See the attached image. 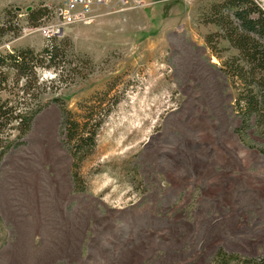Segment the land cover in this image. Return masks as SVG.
<instances>
[{
  "label": "rangeland",
  "instance_id": "1",
  "mask_svg": "<svg viewBox=\"0 0 264 264\" xmlns=\"http://www.w3.org/2000/svg\"><path fill=\"white\" fill-rule=\"evenodd\" d=\"M61 1L0 0V24L13 13L19 28L2 36L0 53H39V28ZM222 1L128 0L124 11L62 28L53 40L60 81L54 67L39 69L24 102L41 110L25 134L0 140V264L264 257V133H241L236 90L204 40L215 31L205 15ZM60 105L102 121L76 170Z\"/></svg>",
  "mask_w": 264,
  "mask_h": 264
},
{
  "label": "trees",
  "instance_id": "2",
  "mask_svg": "<svg viewBox=\"0 0 264 264\" xmlns=\"http://www.w3.org/2000/svg\"><path fill=\"white\" fill-rule=\"evenodd\" d=\"M27 15L35 27L33 20L38 16L31 12ZM4 19L0 24V43L3 35L10 33L15 37L19 31L12 22L13 13L4 15ZM205 20L215 27L213 33L204 37L205 43L219 61L218 70L231 80L237 93L234 106L243 127L241 133L251 126L264 133V11L253 0H223L209 7ZM54 38L45 39L39 53L30 48L0 53V140L10 130L25 134L41 110L39 106L28 108L24 102L25 96L32 98L39 87V69L54 67V81H60L62 67L58 65ZM222 51L229 55L221 56ZM91 112L88 109V115L79 119L63 105L59 107L60 136L71 159V170H76L95 149L102 121H94ZM219 258L211 264H227ZM246 264H264V257Z\"/></svg>",
  "mask_w": 264,
  "mask_h": 264
},
{
  "label": "built area",
  "instance_id": "3",
  "mask_svg": "<svg viewBox=\"0 0 264 264\" xmlns=\"http://www.w3.org/2000/svg\"><path fill=\"white\" fill-rule=\"evenodd\" d=\"M128 0H63L52 9L50 24L39 28L44 37H56L63 27L90 24L97 18L124 11Z\"/></svg>",
  "mask_w": 264,
  "mask_h": 264
}]
</instances>
